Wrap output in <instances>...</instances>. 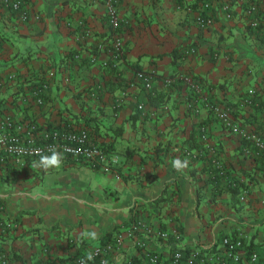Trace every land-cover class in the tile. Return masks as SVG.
Instances as JSON below:
<instances>
[{
	"label": "crops",
	"instance_id": "1",
	"mask_svg": "<svg viewBox=\"0 0 264 264\" xmlns=\"http://www.w3.org/2000/svg\"><path fill=\"white\" fill-rule=\"evenodd\" d=\"M202 1L119 0L128 24L119 32L124 54L116 69L105 64V0H26V21L0 4V118L32 119L38 134L85 124L116 160L110 171L68 156L58 169L33 167L39 157L0 164L5 264L71 259L100 245L112 247L108 264H146L135 239L124 237L133 223L169 233L161 239L138 232L159 264H171L176 250L183 254L179 264H255L246 252L238 261L205 263L194 252H222V238L239 234L246 246L259 248L264 167L243 154V141L206 106L186 107L192 92L183 80L165 86L162 78L192 76L235 120L264 132V38L248 27L247 12L264 0H211L201 10ZM206 13L213 23L198 28L196 17ZM189 47L195 52L184 53ZM150 69L158 78L147 90L135 74ZM42 82L48 89L37 105L30 92ZM250 89L254 101L245 105ZM176 158L187 167L173 168ZM214 159L222 161L225 177H213ZM11 221L14 227L1 226ZM119 234L124 238L117 244Z\"/></svg>",
	"mask_w": 264,
	"mask_h": 264
},
{
	"label": "built area",
	"instance_id": "2",
	"mask_svg": "<svg viewBox=\"0 0 264 264\" xmlns=\"http://www.w3.org/2000/svg\"><path fill=\"white\" fill-rule=\"evenodd\" d=\"M246 1L238 0L240 4H244ZM0 4L13 12L19 20H28L30 12L26 0H0ZM118 4L119 0H105L106 23L111 33L110 38L104 42L110 55L109 60L105 64L113 69L117 68L119 61L123 58V41L119 32L128 24V20L121 17ZM209 6H211L209 2H200L199 4L201 10L208 9ZM222 8L225 15L230 17V4L225 2ZM255 10L256 5H248L247 12L249 14H252ZM195 21L197 27L203 29L213 23V18L207 13L204 15L198 14ZM249 25L264 38V23L261 24L259 19L253 18L249 19ZM183 52L186 54L194 53L195 48H185ZM135 77L145 89L150 90L158 78V73L155 69L140 70L136 72ZM179 78L185 82L192 92V96L186 102V107L196 110L198 103L206 106L223 127L236 134L243 141V154L252 157L260 166L264 167V132L251 130L235 120L230 108L212 100L202 90L201 83L192 76H164L162 82L165 86H172ZM47 89L48 83L42 82L31 90L30 96L37 105L44 103ZM96 90L91 93L93 96L96 95ZM254 96L255 89H250L247 96L243 99V104H252ZM138 107L142 108V104ZM52 149L60 151L63 157L68 156L78 162L94 164L103 171H110L116 161L115 158L109 157L105 149L95 141L94 134L85 124L79 123L70 127H52L38 134V125L32 119H15L10 115L0 118V164L12 160L22 165L26 159L39 157L37 155L38 152L40 154H49ZM213 165L219 177L226 176L225 167L220 159H214ZM246 193V189L242 190L239 198L243 200ZM1 226L14 227L15 222L1 223ZM142 231L147 238L150 235H154L161 239H167L169 233L136 223H133L124 230V237L134 238L136 246L143 250L146 264H159L161 262L159 254L149 251L147 240L144 237L138 236V232ZM124 237L122 234H119L116 238L117 244H120ZM246 244L247 240L243 234H239L236 237L225 236L221 240V245L223 246L222 252L216 251L211 254L201 255V250H197L194 252V255L201 257L202 263L206 262V258L210 262L238 261L243 258L246 252ZM111 248L109 245H100L94 247L85 255L81 254L71 259L55 258L38 264H82V262L83 264H90L92 260L98 261L99 264H108L107 254ZM262 249L264 253V240L262 242ZM89 256H91V259L88 258ZM182 257V252L176 250L171 255L170 263L179 264ZM248 258L254 262L258 258V253L252 250ZM0 261L3 264L7 262L5 255L2 253H0Z\"/></svg>",
	"mask_w": 264,
	"mask_h": 264
},
{
	"label": "clouds",
	"instance_id": "3",
	"mask_svg": "<svg viewBox=\"0 0 264 264\" xmlns=\"http://www.w3.org/2000/svg\"><path fill=\"white\" fill-rule=\"evenodd\" d=\"M37 155H39V160L35 162L33 167H40L43 169H49V168L58 169L62 164L63 154L56 149H52L49 154H40L38 152ZM171 163H172V167L175 168L176 170H183L188 165L187 160L182 161L179 158L172 160ZM88 258L91 259V256H89Z\"/></svg>",
	"mask_w": 264,
	"mask_h": 264
},
{
	"label": "trees",
	"instance_id": "4",
	"mask_svg": "<svg viewBox=\"0 0 264 264\" xmlns=\"http://www.w3.org/2000/svg\"><path fill=\"white\" fill-rule=\"evenodd\" d=\"M178 1V3L180 4V5H182L183 4V0H177ZM198 1V0H197ZM210 2L211 0H205V2ZM202 2H204V0L202 1ZM251 2V1H250ZM196 4V1H194L193 3H192V6L194 7V6H196L195 5ZM256 5V4H255ZM262 6L263 7H261L260 8V5L258 6V5H256V10L254 11V12H252V14L250 15V19H253V18H257V19H259L260 20V23L261 24H263L264 23V2H263V4H262ZM248 27L251 29V26L250 25H248ZM253 30V29H252ZM110 35H111V33H110ZM113 69V68H112ZM116 69V68H115ZM52 128V127H51ZM50 129V128H49ZM201 139H202V135H201ZM212 167V169H213V171H214V175H213V177H215V178H217V177H219L218 176V174H217V171H216V168H214V165H213V162H212V165H210V168ZM160 199V198H159ZM250 248V249H249ZM252 250H254V251H256L257 253H258V258L253 262V261H250L249 260V258H248V256H249V253H250V251H252ZM246 254H247V256H246V259L248 260V261H250L251 263H255V264H260L261 262H262V259H263V257H264V253H263V249H262V244H260V246H259V248H251V246L249 247V246H246Z\"/></svg>",
	"mask_w": 264,
	"mask_h": 264
}]
</instances>
